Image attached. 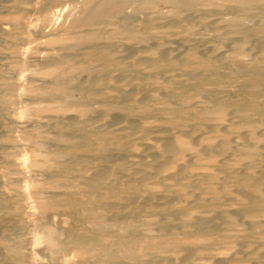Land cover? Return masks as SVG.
<instances>
[{
  "label": "bare ground",
  "instance_id": "bare-ground-1",
  "mask_svg": "<svg viewBox=\"0 0 264 264\" xmlns=\"http://www.w3.org/2000/svg\"><path fill=\"white\" fill-rule=\"evenodd\" d=\"M37 1L33 28L53 26L57 0ZM71 1L77 15L42 40L52 46L39 73L46 82L28 89L51 103L37 112L54 115L24 134L27 162L46 170L27 191L43 219L70 222L66 230L42 222L49 251L71 248L78 264H264V0ZM156 3L171 13L146 16ZM13 13L1 32L25 24ZM196 34L216 45L165 52L156 43ZM147 115L159 120L136 121ZM89 160L84 171L73 167Z\"/></svg>",
  "mask_w": 264,
  "mask_h": 264
},
{
  "label": "rangeland",
  "instance_id": "rangeland-1",
  "mask_svg": "<svg viewBox=\"0 0 264 264\" xmlns=\"http://www.w3.org/2000/svg\"><path fill=\"white\" fill-rule=\"evenodd\" d=\"M15 1L19 2L20 5L12 6V3H14ZM70 1L71 0H57V4L51 6L48 9L47 16L51 19L53 16L58 19V21H55L56 23L53 26H51L52 20L50 19L51 22L44 28L34 29L32 23L34 22V19L36 17L34 9L35 6H37V0H0V25H2L0 26V28H7L8 26H10L8 23L9 20H7L9 19L8 16L12 15L10 14V12H14V15H19L25 20V24L19 30L20 32L8 30V33L5 34L1 32L0 29V196L1 192H6V194L9 193L10 196L14 195V197H19V200L17 201H15L14 198L12 199L14 200L12 202L8 201L6 204H0V264H65V259H68V262H66V264H75L76 262V264H78V257L75 254L74 250H72L71 248H64L61 250L62 252L55 249H52L54 253L53 251L52 253L49 251V248L47 247V240L45 238H42L44 237L41 229L42 222L45 221L47 223H50L51 225L53 224L57 228H62L64 230L70 227V222H68V220H64L63 218L60 219L59 217L55 216H53L54 218L52 216H49L48 219H43L41 214L44 212V210H42V212L39 209L40 203L38 204L39 201H37V197L35 198L36 195H33L31 191H27V185H25L27 183L30 186H34L36 183L40 182V179H43L42 177L43 175H45L44 173L46 172V170L42 172L40 170L43 169L33 166L34 164H31L33 163V160H30L31 162H27L26 154L31 155V144L27 143L29 141H26V139L24 138V134L32 129V127L34 126L32 122L34 120L50 118L52 117V115H54L50 111L37 112L36 108L40 107V105L42 107L45 106L44 104L51 105V103L44 99L35 96L33 97V95L30 93V90L28 89L35 86H40L43 82H46V79L40 76L39 73L41 72L42 68H46L50 62L47 57L50 55V53H52V46L44 44V41L42 40H45V36L50 35L51 33L55 34L61 32V29L69 24V19H71V16L69 15H77V9L75 10L76 7L69 9V7L67 6H70ZM75 1L74 3L71 1V3L73 5H76ZM169 4L170 3H168L167 5L166 3V6H164V4L156 3L154 9L151 10V12L149 11L148 13H146V16L157 17L159 15H169L173 8L172 5L170 4L171 6H169ZM54 8L55 10L53 11ZM58 9L60 11H57ZM70 10H72L73 12ZM68 11H70V13ZM54 12L55 14H52ZM168 12L170 13L168 14ZM139 18L140 17H136L137 20ZM6 25L7 27H5ZM6 35L10 36L8 37ZM204 36L205 39H203ZM243 41H241L242 43L239 42L241 47H245V44L248 42L247 39L244 41L245 43ZM154 43L155 42L151 40L149 41V44L146 45L147 47H153ZM156 43L160 44V48L165 52H171V50L175 47V49L180 48L181 46H183L182 44L185 43L184 45L193 47L195 48V50H198V52L201 51V53H208L207 51H209V49L213 47V44L216 45V43L211 39L209 35L204 34H196L194 35V37L192 36L188 41L184 42L180 40L178 36H173L168 39L165 38L157 40ZM220 43L223 44L218 45V48H220L219 50H224L229 45V42ZM248 44L249 42L246 45ZM89 45L90 46L79 45L75 48L76 50H74V52L80 53L83 51H88L96 44H93V46H91L92 44ZM135 46L142 47V45L139 44H135ZM170 72L173 74V71H167V74H171ZM159 74L162 76L166 73H157L158 76H160ZM3 100L6 102L4 103ZM91 105L96 106V103H91ZM102 112H99V114L101 113L99 117H111L114 120H124L131 118L130 116L121 113H112L108 111ZM66 114L69 115L71 113L70 111H66ZM156 119L157 118L150 115L148 117L145 116V119L144 116L141 118H136V121L156 122L159 120ZM47 134L51 133L50 131L44 129L41 131L40 137L44 139L49 136ZM49 149V147L48 149L46 147L45 151H48ZM34 160L36 162H40L41 158L36 157L34 158ZM22 163L24 165H22ZM90 163L93 164L89 165ZM95 163V160H91L90 162H86L84 166L74 164L73 167L79 169L80 166V169L82 168L81 171H84L93 166ZM46 174L52 175V171L47 170ZM47 192L48 190H41L38 191V195H45L47 194ZM39 228L41 231L39 230ZM15 248L23 254L22 257L13 256L11 251ZM29 256H33L34 258L31 263L29 262L30 260H27L29 259Z\"/></svg>",
  "mask_w": 264,
  "mask_h": 264
}]
</instances>
